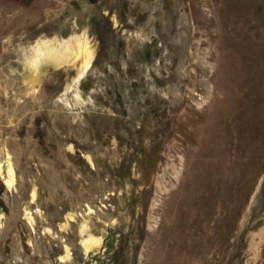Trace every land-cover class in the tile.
Listing matches in <instances>:
<instances>
[{
    "label": "rangeland",
    "instance_id": "obj_1",
    "mask_svg": "<svg viewBox=\"0 0 264 264\" xmlns=\"http://www.w3.org/2000/svg\"><path fill=\"white\" fill-rule=\"evenodd\" d=\"M0 264H264V0H0Z\"/></svg>",
    "mask_w": 264,
    "mask_h": 264
}]
</instances>
